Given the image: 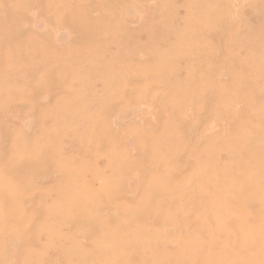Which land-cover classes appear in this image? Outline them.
I'll return each mask as SVG.
<instances>
[{"label":"rangeland","instance_id":"374dc122","mask_svg":"<svg viewBox=\"0 0 264 264\" xmlns=\"http://www.w3.org/2000/svg\"><path fill=\"white\" fill-rule=\"evenodd\" d=\"M0 264H264V0H0Z\"/></svg>","mask_w":264,"mask_h":264}]
</instances>
